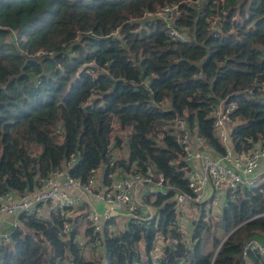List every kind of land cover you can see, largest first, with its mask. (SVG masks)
<instances>
[{"label": "trees", "instance_id": "trees-1", "mask_svg": "<svg viewBox=\"0 0 264 264\" xmlns=\"http://www.w3.org/2000/svg\"><path fill=\"white\" fill-rule=\"evenodd\" d=\"M183 1L0 0V195L32 191L68 165L69 177L84 184L91 171L101 172L108 152L121 172L151 167L164 185L187 193L188 167L172 123L182 119L220 157L224 147L212 128L220 103L234 105L231 153L264 149V0ZM165 4H178L174 27L185 30L186 42L170 41L160 21L140 19ZM106 173L97 179L102 185ZM171 196L146 198L154 219L125 223L114 235L106 225L93 233L84 204L77 210L83 244L68 210L20 215L10 241L0 244V264H152V257L157 264H264L255 252L240 259L246 242L264 239V182L225 191L214 224L204 202L197 205L183 243ZM65 222L71 231L62 241ZM94 240L99 246L86 249ZM208 242L213 250L204 252Z\"/></svg>", "mask_w": 264, "mask_h": 264}, {"label": "built area", "instance_id": "built-area-1", "mask_svg": "<svg viewBox=\"0 0 264 264\" xmlns=\"http://www.w3.org/2000/svg\"><path fill=\"white\" fill-rule=\"evenodd\" d=\"M205 2L206 0H197ZM187 6L191 4L188 0L183 1ZM178 12V4H165L154 12H144L141 20L160 21L166 31L167 38L175 43L186 42L188 37L183 29L174 27ZM212 37H217L219 31L217 21L211 20L208 24ZM9 39L14 41L13 34ZM43 53L36 54L41 55ZM234 109L233 104L220 103L212 113L213 133L219 143L224 147V153L220 157H210L201 148L205 145L203 140L190 132L186 123L179 118L172 123V135L179 146L182 160L188 167L186 182L188 192L175 190L164 185L160 174L146 167L143 173H124L116 166V155L108 152L106 165L101 169L107 170L106 184L102 185L99 180L100 168L91 171V176L86 183L73 180L67 174L70 166L63 170L52 171L46 178L38 179L32 191L21 194L5 192L0 195V215L11 216L15 220L18 216H35L44 218L50 212L69 211V216L83 215V211H77L84 204L89 206L86 219L90 221L94 234H101L103 226L106 225V234L114 235L119 226L125 223L133 225L147 224L154 219L155 213L148 210V202L152 198L148 195L149 189L155 193L165 196L172 191L171 200L176 216L177 230L180 233L179 241H187L183 222L191 215L197 205L206 196L208 187L212 188V197L217 201L223 198L225 191H236L238 189H252L263 183L264 177V149L253 146L247 153L233 155L228 147V114ZM257 172V173H256ZM98 179V180H97ZM154 193V194H155ZM145 201V203H144ZM76 211L75 214L72 213ZM40 213V214H39ZM68 216V217H69ZM18 225L17 221L14 228ZM70 224L63 223L58 236L65 241L70 233ZM212 229L209 233H212ZM8 238H2L1 243L7 242ZM9 240V239H8ZM76 241L83 244L77 235ZM159 244V243H158ZM98 240L92 241L86 249H96ZM255 252L264 261V248L255 239H251L243 245L241 257L246 252ZM152 264H157L156 258L152 257Z\"/></svg>", "mask_w": 264, "mask_h": 264}, {"label": "rangeland", "instance_id": "rangeland-1", "mask_svg": "<svg viewBox=\"0 0 264 264\" xmlns=\"http://www.w3.org/2000/svg\"><path fill=\"white\" fill-rule=\"evenodd\" d=\"M229 126H230V123L228 124V128H229ZM113 134H115V133H117V131H113L112 132ZM216 202L215 204H214V206H212L211 205V202ZM221 202H222V198H220V197H218V199H217V201H215L214 199H212L211 201H207V203L206 202H204L203 203V205L206 207V206H210V208H213V209H206L207 210V215H206V217L207 218H209V219H211V223L212 224H214V223H216V214H214V212H216V210L217 209H219L218 207H220V204H221ZM149 208H148V210H149V212L150 213H152V214H154L155 213V209L152 207V206H149V205H147ZM205 209V208H204ZM205 210V211H206ZM76 213V211H74L73 213H72V215L73 214H75ZM211 214L213 215V216H211ZM42 215L44 216V217H47L46 216V214L43 212L42 213ZM73 217H75V216H73ZM195 216H194V214H191V215H189L188 216V218L185 220V222H183L186 226V231H187V233H186V231H185V229H184V232H185V234H186V237H187V239H189L190 238V235H191V228H190V221L191 220H193L192 218H194ZM75 219L76 220H78V222H80V226H78L77 227V230H78V236L80 237V234L82 233V230L84 231V225H83V221H85V219L83 218V216L82 215H78L77 217H75ZM212 224H210V225H212ZM212 231L215 233V235L217 236H219V238H221L222 237V232L221 231H216V230H214V229H212ZM211 234V233H210ZM209 233H208V235H210ZM217 236V237H218ZM10 241V237H9V240H8V242ZM6 243V242H5ZM264 245V244H263ZM210 250H213V248L211 249V245H210V242H208V243H206V244H204L203 245V251L204 252H208V251H210ZM99 251H96V253H98ZM92 255V252L91 251H89V250H85V252H84V256L86 257V258H89L90 256Z\"/></svg>", "mask_w": 264, "mask_h": 264}, {"label": "crops", "instance_id": "crops-1", "mask_svg": "<svg viewBox=\"0 0 264 264\" xmlns=\"http://www.w3.org/2000/svg\"><path fill=\"white\" fill-rule=\"evenodd\" d=\"M202 152H205L206 154H208L210 157H215L206 147L205 145L201 148ZM121 155L125 156V150L122 149L121 150ZM257 173V172H256ZM101 176V172L99 174V177ZM261 180L263 179L264 180V177L261 176L260 177ZM212 188L208 187V189L206 190V196L205 198L203 199L202 202H206L207 201H211L213 198H211V194H212ZM154 193L155 191L153 189H149V192H148V195L152 198L153 200V196H154ZM216 202H211V205L214 206ZM207 209L210 208V206H206ZM219 208V207H218ZM210 209H213V208H210ZM218 212V209L216 210V212H214V214H216ZM194 214V213H192ZM211 216H213L211 214ZM16 223V220L11 217V216H6V215H0V244H1V240L2 238H8L10 237V233L12 232L13 228H14V225ZM183 226H184V229L186 231V225L183 223ZM187 233V231H186ZM218 236V235H217ZM219 237V236H218ZM257 242L264 248V239L259 237V240H258V237L256 238ZM7 242H8V239H7Z\"/></svg>", "mask_w": 264, "mask_h": 264}, {"label": "water", "instance_id": "water-1", "mask_svg": "<svg viewBox=\"0 0 264 264\" xmlns=\"http://www.w3.org/2000/svg\"><path fill=\"white\" fill-rule=\"evenodd\" d=\"M235 229H233L232 231H230L223 239H222V241H221V243L223 242V240L225 239V238H227L233 231H234ZM8 239H9V237H8ZM220 243V244H221ZM215 252H216V250H215ZM215 252H214V255H215ZM213 255V256H214Z\"/></svg>", "mask_w": 264, "mask_h": 264}, {"label": "bare ground", "instance_id": "bare-ground-1", "mask_svg": "<svg viewBox=\"0 0 264 264\" xmlns=\"http://www.w3.org/2000/svg\"><path fill=\"white\" fill-rule=\"evenodd\" d=\"M40 214V213H39ZM33 215H36V213L35 214H33ZM42 215V214H41ZM16 221H17V219H16ZM18 223V222H17Z\"/></svg>", "mask_w": 264, "mask_h": 264}]
</instances>
